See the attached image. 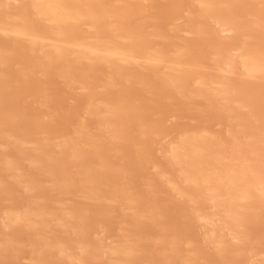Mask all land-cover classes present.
Wrapping results in <instances>:
<instances>
[{
    "label": "bare ground",
    "instance_id": "obj_1",
    "mask_svg": "<svg viewBox=\"0 0 264 264\" xmlns=\"http://www.w3.org/2000/svg\"><path fill=\"white\" fill-rule=\"evenodd\" d=\"M0 264H264V0H0Z\"/></svg>",
    "mask_w": 264,
    "mask_h": 264
}]
</instances>
